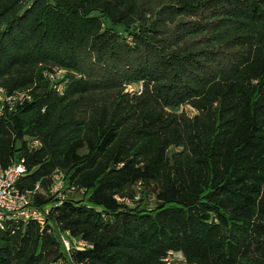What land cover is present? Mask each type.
I'll list each match as a JSON object with an SVG mask.
<instances>
[{
  "label": "trees",
  "instance_id": "obj_1",
  "mask_svg": "<svg viewBox=\"0 0 264 264\" xmlns=\"http://www.w3.org/2000/svg\"><path fill=\"white\" fill-rule=\"evenodd\" d=\"M0 88L33 97L1 165L51 204L0 264H264V0H0Z\"/></svg>",
  "mask_w": 264,
  "mask_h": 264
},
{
  "label": "built area",
  "instance_id": "obj_2",
  "mask_svg": "<svg viewBox=\"0 0 264 264\" xmlns=\"http://www.w3.org/2000/svg\"><path fill=\"white\" fill-rule=\"evenodd\" d=\"M62 71L56 73L55 76H48L51 82L61 78ZM129 90L133 91L129 88ZM61 93L62 88H57ZM32 96L28 91L8 93L5 89L0 88V117L5 112L15 113L27 103L32 101ZM40 147L38 141H32L28 144V149L36 150ZM29 171L25 166V162L21 159L18 162H12L7 168H3L0 162V233L5 232L10 226L28 225L30 222L46 223L47 216L50 213L51 206L44 209H38L35 206V198L40 189L38 186L33 191L21 192L16 188V184L29 175ZM64 176L55 172L52 177V185L49 189L51 197H56L59 201L66 198L67 193L64 192ZM65 251L70 256L72 250L83 249L86 245L82 242H70L66 238L61 237ZM182 260L180 256L169 254L165 260L167 264L175 259Z\"/></svg>",
  "mask_w": 264,
  "mask_h": 264
},
{
  "label": "rangeland",
  "instance_id": "obj_3",
  "mask_svg": "<svg viewBox=\"0 0 264 264\" xmlns=\"http://www.w3.org/2000/svg\"><path fill=\"white\" fill-rule=\"evenodd\" d=\"M140 87V86H139ZM128 92H132L131 90H129L128 89ZM185 111H186V113L189 115V116H193L194 114H195V112L192 110V109H190V108H188V107H186L185 109H184ZM140 188L138 187L137 188V190H136V192L137 193H139V190ZM44 195V194H43ZM74 199H77V200H80L81 199V195H77L76 194V196H74L73 197ZM138 202L137 203H139L140 202V199H139V196H138ZM126 204H127V206H129V207H138L139 206V204H133V203H131V202H128V201H126ZM146 206H148V208H154L155 207V201H154V197L153 196H149V201L147 200L146 201ZM50 206H51V204H50ZM49 207V206H48ZM69 240L70 241H72V239H70L69 238ZM262 260H264V258H262ZM174 261V260H173ZM178 261H180L178 258L177 259H175V264H180Z\"/></svg>",
  "mask_w": 264,
  "mask_h": 264
}]
</instances>
